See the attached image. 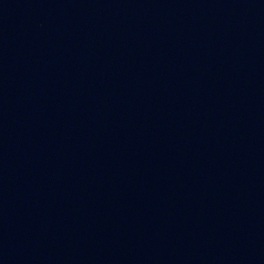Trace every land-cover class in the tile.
I'll use <instances>...</instances> for the list:
<instances>
[{"label": "water", "instance_id": "1", "mask_svg": "<svg viewBox=\"0 0 264 264\" xmlns=\"http://www.w3.org/2000/svg\"><path fill=\"white\" fill-rule=\"evenodd\" d=\"M0 264H264V0H0Z\"/></svg>", "mask_w": 264, "mask_h": 264}]
</instances>
